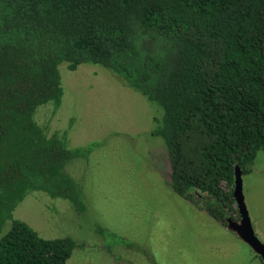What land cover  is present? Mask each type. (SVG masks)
Wrapping results in <instances>:
<instances>
[{
	"label": "trees",
	"instance_id": "1",
	"mask_svg": "<svg viewBox=\"0 0 264 264\" xmlns=\"http://www.w3.org/2000/svg\"><path fill=\"white\" fill-rule=\"evenodd\" d=\"M82 64L157 106L149 133L175 194L223 226L239 216L234 167L264 150V0H0V264H68L76 247L12 212L34 191L84 207L66 166L93 143L35 118L61 103L59 66Z\"/></svg>",
	"mask_w": 264,
	"mask_h": 264
},
{
	"label": "rangeland",
	"instance_id": "2",
	"mask_svg": "<svg viewBox=\"0 0 264 264\" xmlns=\"http://www.w3.org/2000/svg\"><path fill=\"white\" fill-rule=\"evenodd\" d=\"M59 72L60 105L41 106L35 118L69 147L93 143L87 156L66 166L79 181L84 207L76 211L34 191L13 218L44 238L70 236L76 247L68 264H264L235 232L171 190L162 141L149 133L156 105L101 67L61 65ZM242 192L264 243V150L242 174Z\"/></svg>",
	"mask_w": 264,
	"mask_h": 264
},
{
	"label": "water",
	"instance_id": "3",
	"mask_svg": "<svg viewBox=\"0 0 264 264\" xmlns=\"http://www.w3.org/2000/svg\"><path fill=\"white\" fill-rule=\"evenodd\" d=\"M232 196L236 203L240 220L238 222L227 219L228 229L233 230L264 261V243L254 234L251 220L245 205L242 192V174L238 165L234 167Z\"/></svg>",
	"mask_w": 264,
	"mask_h": 264
},
{
	"label": "flooded vegetation",
	"instance_id": "4",
	"mask_svg": "<svg viewBox=\"0 0 264 264\" xmlns=\"http://www.w3.org/2000/svg\"><path fill=\"white\" fill-rule=\"evenodd\" d=\"M235 202V201H234ZM235 207L237 208V206H236V203H235ZM197 208V207H196ZM197 209H200V208H197ZM200 210H202V209H200ZM238 210V209H237ZM238 214H239V212H238ZM231 219L232 221H236V222H238L239 220H240V215L237 217V215H235L234 214V216H233V218H230V217H227L226 218V221H227V219ZM222 225V224H221ZM223 226V225H222ZM224 227H226L227 229H228V227H227V225L226 226H224ZM253 228V227H252ZM229 230H231V229H229ZM231 231H233V230H231ZM253 231H254V229H253ZM234 232V231H233ZM254 234H255V232H254ZM256 235V234H255ZM238 236V235H237ZM239 237V236H238ZM240 238V237H239ZM258 238V237H257ZM259 239V238H258ZM245 243V242H244ZM252 250V249H251ZM253 251V250H252ZM254 252V251H253ZM255 253V252H254ZM256 254V253H255ZM256 255H258V254H256ZM259 256V255H258ZM259 258L261 259V257L259 256ZM262 260V259H261ZM262 262L264 263V261L262 260Z\"/></svg>",
	"mask_w": 264,
	"mask_h": 264
}]
</instances>
